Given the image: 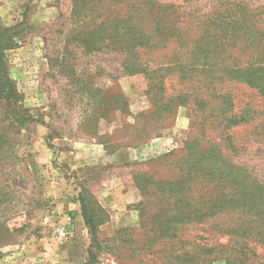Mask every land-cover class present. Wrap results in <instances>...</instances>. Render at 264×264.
Wrapping results in <instances>:
<instances>
[{"label": "trees", "instance_id": "obj_1", "mask_svg": "<svg viewBox=\"0 0 264 264\" xmlns=\"http://www.w3.org/2000/svg\"><path fill=\"white\" fill-rule=\"evenodd\" d=\"M221 1L227 9H202V15H194L193 3L184 0L180 15L173 3L153 0L149 12L128 19H113L109 12L87 17L85 2L72 1L71 16L78 21L64 36L66 54L76 48L87 56L119 55L122 76L144 80L151 111L136 114L113 135L136 147L161 137L178 109L188 108L194 116L177 179L149 180L169 207L152 217L154 235L131 264H264L257 253V248L264 250V3L257 0L261 5L253 9V1ZM21 32L16 26L0 28V104L7 111V124L0 125L1 154L11 134L19 136L38 123L20 107L22 95L5 62V53L17 46ZM247 47L252 56L239 62L234 55ZM62 61L51 77L68 75L73 93L87 105L78 130L103 143L107 136L99 135L101 122L115 113L127 116L128 102L95 88L92 77ZM94 64L100 72L108 70L102 62ZM6 152L15 155L16 150L9 146ZM3 166L0 162V171ZM80 212L92 242L84 264H93L98 223L81 191ZM214 235L225 242L209 243Z\"/></svg>", "mask_w": 264, "mask_h": 264}, {"label": "rangeland", "instance_id": "obj_2", "mask_svg": "<svg viewBox=\"0 0 264 264\" xmlns=\"http://www.w3.org/2000/svg\"><path fill=\"white\" fill-rule=\"evenodd\" d=\"M72 1L0 0V28L16 26L22 31L19 40L15 38L17 46L5 53L8 73L22 95L20 107L38 120L19 136L11 134L0 153L4 165L0 171V189L4 188L0 195V264H16L18 259L27 264L86 263L92 242L80 212V191L94 208L98 223L93 264H131L133 255L144 254L154 235L152 217L169 207L149 180H176L179 163L185 159L194 122L188 108L177 110L172 126L161 137L136 147H127L123 144L127 139L112 134L121 124L130 125L136 114L151 111L143 94L144 80L122 76L119 55L87 56L76 48L66 54L64 36L75 19L78 21L71 16ZM83 1L87 17L92 12H109L113 19H128L138 12L141 17L140 11L149 12L153 0ZM161 1L173 3L180 15L185 12L184 0ZM188 1L193 3L194 15H202V9L228 8L221 0ZM248 1L255 3L253 9L261 5L257 0ZM244 51L234 55L239 62L252 56L249 48ZM61 60L76 64L74 68L84 77H92L95 88L127 100V116L115 113L110 121L101 122L99 135L107 136L103 143L78 130L87 105L73 93L68 75L51 77ZM95 62L107 65L108 70L100 72ZM6 117L0 104V125L7 124ZM9 146L14 147L15 155L6 152ZM61 228L68 234L64 242L56 244L55 233ZM216 240L224 243L226 238L214 235L209 243L216 246ZM257 251L264 257V250Z\"/></svg>", "mask_w": 264, "mask_h": 264}, {"label": "built area", "instance_id": "obj_3", "mask_svg": "<svg viewBox=\"0 0 264 264\" xmlns=\"http://www.w3.org/2000/svg\"><path fill=\"white\" fill-rule=\"evenodd\" d=\"M67 234H68L67 230L63 228L58 229L55 233L54 242L56 244H61L66 239Z\"/></svg>", "mask_w": 264, "mask_h": 264}, {"label": "crops", "instance_id": "obj_4", "mask_svg": "<svg viewBox=\"0 0 264 264\" xmlns=\"http://www.w3.org/2000/svg\"><path fill=\"white\" fill-rule=\"evenodd\" d=\"M21 258H23V257H21ZM30 258V257H29ZM24 259V258H23ZM27 260V259H26ZM7 262V261H6ZM16 264H27L26 263V261H24L23 263H22V261L20 260V259H18L17 260V262H16Z\"/></svg>", "mask_w": 264, "mask_h": 264}]
</instances>
